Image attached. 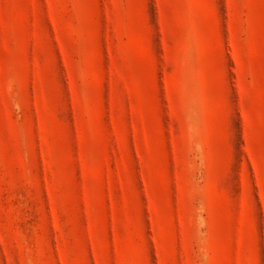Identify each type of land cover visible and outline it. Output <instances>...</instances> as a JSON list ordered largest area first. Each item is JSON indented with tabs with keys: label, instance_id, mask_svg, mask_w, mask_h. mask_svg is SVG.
I'll return each instance as SVG.
<instances>
[{
	"label": "rangeland",
	"instance_id": "rangeland-1",
	"mask_svg": "<svg viewBox=\"0 0 264 264\" xmlns=\"http://www.w3.org/2000/svg\"><path fill=\"white\" fill-rule=\"evenodd\" d=\"M0 264H264V0H0Z\"/></svg>",
	"mask_w": 264,
	"mask_h": 264
}]
</instances>
